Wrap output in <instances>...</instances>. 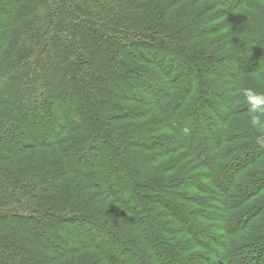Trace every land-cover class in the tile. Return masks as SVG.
I'll return each mask as SVG.
<instances>
[{"label":"trees","instance_id":"1","mask_svg":"<svg viewBox=\"0 0 264 264\" xmlns=\"http://www.w3.org/2000/svg\"><path fill=\"white\" fill-rule=\"evenodd\" d=\"M243 88L264 0H0V264H264Z\"/></svg>","mask_w":264,"mask_h":264},{"label":"clouds","instance_id":"2","mask_svg":"<svg viewBox=\"0 0 264 264\" xmlns=\"http://www.w3.org/2000/svg\"><path fill=\"white\" fill-rule=\"evenodd\" d=\"M257 79H261L260 74H257ZM241 94L248 105L249 126L257 133L255 137L257 143L264 144V92L253 88H243Z\"/></svg>","mask_w":264,"mask_h":264},{"label":"rangeland","instance_id":"3","mask_svg":"<svg viewBox=\"0 0 264 264\" xmlns=\"http://www.w3.org/2000/svg\"><path fill=\"white\" fill-rule=\"evenodd\" d=\"M201 238H203V239H204V237H202V236H201ZM63 262H64V261H62V263H60V264H63Z\"/></svg>","mask_w":264,"mask_h":264}]
</instances>
